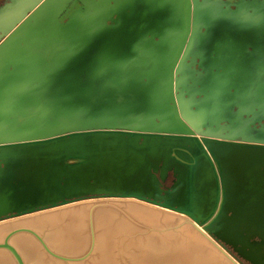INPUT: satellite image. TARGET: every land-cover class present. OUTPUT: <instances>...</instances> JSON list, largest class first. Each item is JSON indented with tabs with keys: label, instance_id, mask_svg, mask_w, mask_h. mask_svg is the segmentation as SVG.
<instances>
[{
	"label": "water",
	"instance_id": "95a60500",
	"mask_svg": "<svg viewBox=\"0 0 264 264\" xmlns=\"http://www.w3.org/2000/svg\"><path fill=\"white\" fill-rule=\"evenodd\" d=\"M36 145L61 184L0 219L101 200L0 223V264H264V231L228 237L264 184V0L6 1L0 148Z\"/></svg>",
	"mask_w": 264,
	"mask_h": 264
},
{
	"label": "bare ground",
	"instance_id": "6f19581e",
	"mask_svg": "<svg viewBox=\"0 0 264 264\" xmlns=\"http://www.w3.org/2000/svg\"><path fill=\"white\" fill-rule=\"evenodd\" d=\"M96 142H97L96 138L92 139L91 143H89L88 145L89 148L91 146H94ZM36 146L24 147V148H19V149L0 148V215L4 213H8L10 210H13L15 208L26 209V208L41 204L42 202H45L47 200L46 198L50 200L51 196L48 194L50 188L55 185L61 184L60 180L58 179L60 177V174L58 173L57 175H52V172H51L52 169L50 167H52L53 165H49L48 160L43 157L44 155H46V151H45L46 148L41 147L40 155H39V153H36L34 149L39 148L40 146L39 145H36ZM109 148L111 149L112 152H110ZM114 150L116 149H114L113 147L102 148L97 145L95 153L92 152L89 154L91 155L92 163L93 165H95V168H97L98 165L102 164V166H100V169L97 170L99 171V173L94 172V175L96 174L97 176V181H99L100 179H108L110 175V169L112 167L110 163L111 161L110 159L114 156V153H115ZM48 155H51V154H48ZM261 155L263 156V154ZM253 156L254 155H252L251 157ZM254 158H256V156ZM130 161L131 163H133V165H140L136 158H132ZM112 164L114 165L113 166L114 169L117 170L118 163L115 162V159H114V162H112ZM62 167H63L62 165H57V170H59V168H62ZM90 168L94 169V166L85 167V170L81 172L79 175H77L76 173V176L80 177L81 185L83 187L90 186L91 190L98 189L97 185L102 187L103 184L102 183L99 184V182L96 184L94 183L92 184L88 180V178H90L91 176L95 178V176L90 173ZM236 171L238 170L235 169L234 174L236 173ZM139 172L140 171H137V173ZM262 173L264 174V171H262ZM237 174L238 172L234 175V177H236ZM259 174L257 176H259ZM72 176H75V173L74 175H71V177ZM124 178L125 176L123 177L122 175V177L120 178V184L118 185V187L120 188L122 187L123 190H128V189L133 190L136 188L139 189L137 176L131 177L128 180L127 185H125L126 181H124ZM141 179L142 178L140 176V180ZM143 180L148 181V178H146V176H143ZM150 186L151 185H149V187ZM78 188L79 187L77 186V189ZM78 191L79 190H77V192ZM146 191H148L147 187H146ZM201 192L202 193H200L199 200L200 201L202 200V202L209 201V199L211 198L210 196L211 192L207 190L206 186H204V189ZM158 193L159 192H157L156 194L160 195ZM46 194L47 196H45ZM255 195H257V198H255ZM248 198H249L248 199L249 201L245 205H242L240 201L236 202L235 220L239 221L240 223L239 225H234L232 235L228 236L231 239H234L235 236L237 235L244 236L241 232L243 227L245 228L247 233L250 235L258 233V230L264 231V184L260 186L259 183H256V185L252 186V188L249 191ZM113 200L129 201L127 199H111V201ZM135 202H138V201H135ZM138 203H141V202H138ZM71 205L74 206L76 204H69L63 207H70ZM54 209H60V208H54ZM54 209H50L48 211H51ZM156 209L184 217L195 228L201 231L206 236V238L209 240L204 229L199 227L193 220H191L184 214H178V213L171 212L165 209H160V208H156ZM44 212H47V211H41V212L37 211V212H34L33 214L44 213ZM247 228H249L250 232L248 231ZM221 233L228 234L227 232H221ZM246 240L247 239L245 238L244 241L246 242ZM212 244L214 245L215 243H212ZM253 249L255 248H252L251 251ZM253 253H258V252L254 250ZM255 263L263 264L257 258H255Z\"/></svg>",
	"mask_w": 264,
	"mask_h": 264
},
{
	"label": "rangeland",
	"instance_id": "374dc122",
	"mask_svg": "<svg viewBox=\"0 0 264 264\" xmlns=\"http://www.w3.org/2000/svg\"><path fill=\"white\" fill-rule=\"evenodd\" d=\"M95 192H99V191H95ZM88 193V192H87ZM89 193H94V192H90L89 191ZM99 200H101V199H99V198H96V199H89V200H83V201H78V202H75V203H71V204H76V205H78V204H82V203H85V202H93V201H99ZM103 201H111V200H103ZM113 201H119V200H113ZM69 205V204H68ZM63 206H65V205H63ZM63 206H59V207H56V208H60V209H62V208H66V207H63ZM71 206H73V205H71ZM52 209H54V208H52ZM48 210H50V209H48ZM48 210H44V211H47V212H49ZM54 210H57V209H54ZM51 211H53V210H51ZM38 212H41V211H38ZM45 213V212H44ZM32 214L33 213H29V214H24V215H21V216H15V217H9V218H2V219H0V223H3V222H7V221H11V220H16V219H20V218H24V217H28V216H32ZM37 214H41V213H37ZM33 215H36V214H33ZM198 225V224H197ZM199 227H201V228H203L202 226H200V225H198ZM197 229V228H196ZM198 230V229H197ZM199 231V230H198ZM199 232H201V231H199ZM202 233V232H201ZM203 234V233H202ZM204 235V234H203ZM205 236V235H204ZM206 237V236H205ZM218 243V242H217ZM219 245V244H218ZM220 246V245H219ZM226 253L237 263V264H240L228 251H226Z\"/></svg>",
	"mask_w": 264,
	"mask_h": 264
},
{
	"label": "flooded vegetation",
	"instance_id": "af4514ba",
	"mask_svg": "<svg viewBox=\"0 0 264 264\" xmlns=\"http://www.w3.org/2000/svg\"><path fill=\"white\" fill-rule=\"evenodd\" d=\"M8 0H0V7Z\"/></svg>",
	"mask_w": 264,
	"mask_h": 264
}]
</instances>
